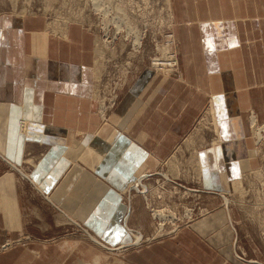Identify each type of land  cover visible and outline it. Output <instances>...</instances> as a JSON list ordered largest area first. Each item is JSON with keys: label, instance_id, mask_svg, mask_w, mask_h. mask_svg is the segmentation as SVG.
Listing matches in <instances>:
<instances>
[{"label": "crops", "instance_id": "1", "mask_svg": "<svg viewBox=\"0 0 264 264\" xmlns=\"http://www.w3.org/2000/svg\"><path fill=\"white\" fill-rule=\"evenodd\" d=\"M172 3L177 71H135L106 121L88 28L63 36L40 15L0 17V264H264V240L233 205L234 229L222 201L148 239L154 219L133 190L207 109L215 129L196 150L195 189L208 197L259 165L251 114L264 124V0Z\"/></svg>", "mask_w": 264, "mask_h": 264}, {"label": "rangeland", "instance_id": "2", "mask_svg": "<svg viewBox=\"0 0 264 264\" xmlns=\"http://www.w3.org/2000/svg\"><path fill=\"white\" fill-rule=\"evenodd\" d=\"M26 14L46 17L49 20V29L58 35L67 36V27L76 23L94 34L93 70L99 75L97 79L94 77L97 100L106 98L101 89L110 93L113 85L121 79L127 84L131 75L143 67L156 72L152 69L154 60L160 59L158 57L172 58L170 54L176 52L177 40L169 46L170 49L163 46L166 44L167 33L174 32L172 0H0V17H18ZM166 48L170 51L169 55ZM173 58L176 60L174 68H178L179 55ZM169 74H172L171 70ZM123 83L117 84V87H122ZM100 99L99 112L102 110ZM111 111H106V115L109 116ZM253 116L251 114V120ZM102 119L106 121L108 117L102 115ZM213 128L215 129V122L211 111L207 109L165 162L164 168L144 173L143 184L147 191L143 193L145 187H135L136 190H133L144 197L154 219L153 235L148 239L172 234L177 227L179 230L184 226H191L193 222L212 211L207 205H218L222 201L221 206L227 211L230 225L234 229L236 223L231 213L233 205L240 209V220L242 223L246 222V228L250 230L251 235L248 236L264 240V124L253 125L251 122L250 128L255 146L254 155L259 159V165L253 166L254 169H247L241 180L233 181H241L242 192H236L230 185L229 191L219 192V199L202 195V191L195 189L199 186L197 178L201 171V165L196 163V150L200 144L211 140L208 137L211 136ZM174 165L179 170L178 175ZM153 177H156V184L151 180ZM176 178L182 180L180 187L173 183ZM226 200L229 204L225 203ZM157 210H164L166 216L156 215ZM138 238L143 237L139 235ZM13 242L4 244L2 249H9Z\"/></svg>", "mask_w": 264, "mask_h": 264}, {"label": "built area", "instance_id": "3", "mask_svg": "<svg viewBox=\"0 0 264 264\" xmlns=\"http://www.w3.org/2000/svg\"><path fill=\"white\" fill-rule=\"evenodd\" d=\"M165 42L166 44H168L169 46H171L172 44H174V40H176V37H175V33H167L166 37H165ZM172 42V43H171ZM173 49V47H171ZM174 51V50H173ZM172 54H175V51L172 53ZM178 55V54H177ZM177 57V56H176ZM160 58L159 59V62L155 61L156 63V66H153L152 69L159 71V72H162L164 70L168 71L170 70L171 68H173L174 66H171L170 64H173L172 62H170L169 60L166 59V57H158ZM154 64V62H153ZM177 68H174L172 69V73L176 71ZM115 83V82H114ZM123 83V80L121 79L119 83H116L115 85H113L111 87V90H110V93H106L105 90L101 89V91L107 96V104H108V112L117 104V101L120 96V91L122 88H124V86L126 85V83H123L122 87H117V84H122ZM104 87V86H103ZM102 88V86H101ZM261 192H263V190H259ZM248 195V194H247ZM173 233V232H171ZM10 240L9 241H6V243L4 244H9ZM3 244V247H5V245Z\"/></svg>", "mask_w": 264, "mask_h": 264}, {"label": "bare ground", "instance_id": "4", "mask_svg": "<svg viewBox=\"0 0 264 264\" xmlns=\"http://www.w3.org/2000/svg\"><path fill=\"white\" fill-rule=\"evenodd\" d=\"M98 5V4H97ZM74 23V22H73ZM77 24V23H76ZM50 28V27H49ZM67 29H68V27H67ZM67 29H66V32H65V35H67ZM53 30V29H52ZM57 30V29H56ZM65 30V29H64ZM64 30H63V32H64ZM54 33V32H53ZM177 44V43H176ZM175 44V45H176ZM141 46V44L137 47V49L139 48ZM164 47H168L169 49H170V47H169V45L168 44H164L163 45ZM168 48H166V49H168ZM169 49H168V52H167V54L170 52L169 51ZM177 51H178V48L176 47V52H175V54H170V55H172L171 57L172 58H170V57H167V60H169L170 62H172L173 64H170L171 66H174L175 67V64H176V60L173 58V57H176V56H178L177 55ZM169 55V54H168ZM155 61H157V62H159V59H155ZM154 61V64L152 63V65L153 66H156V64H158V63H156ZM175 61V62H174ZM177 65L179 66V60L177 61ZM97 66V65H96ZM173 67V68H174ZM173 68H171L170 70L172 71V69ZM170 70H168V71H166V70H164V71H162V72H159V71H157L158 73H165V75H168V72L170 73ZM99 72H100V70H99ZM170 75V74H169ZM96 76V79L99 77V75H97V74H95L94 73V77ZM98 85V84H97ZM102 86V85H101ZM101 89V88H100ZM96 95V94H95ZM100 96H101V94H100ZM100 99V98H99ZM98 99V100H99ZM118 99V98H117ZM101 101H102V105H101V112H100V115H101V117H102V115H104V116H106V117H108L107 115H106V111H108L109 109H108V104H107V96H106V98H104V99H100ZM114 108V107H113ZM112 108V109H113ZM103 113V114H102ZM252 123H254V124H258L257 123V121H256V117L255 116H253L252 117ZM23 126H24V128H25V123H23ZM174 170L175 171H177V175L179 174V170L177 169V168H175V165H174ZM240 180V179H239ZM140 179H136V183L138 184V183H140ZM135 184V183H134ZM241 185H242V183H241V181L240 182H233L232 183V188L233 189H236V192H237V190H239L240 192H242V190H240V188H241ZM145 187V186H144ZM144 190V192L143 193H145V191H146V189H143ZM225 203H227V200H226V202ZM155 214L156 215H160V217H163V216H166V214H165V211L164 210H157V211H155ZM178 230V227L173 231V232H176ZM148 240V239H147ZM146 240V241H147ZM150 240V239H149ZM143 241V239L141 238L140 239V242H142ZM13 241H10V243H12ZM135 243H136V241H135Z\"/></svg>", "mask_w": 264, "mask_h": 264}]
</instances>
